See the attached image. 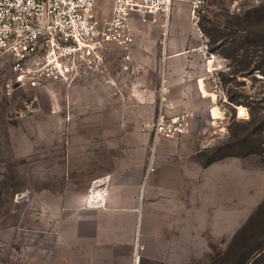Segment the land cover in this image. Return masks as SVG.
Wrapping results in <instances>:
<instances>
[{"label":"crops","instance_id":"1","mask_svg":"<svg viewBox=\"0 0 264 264\" xmlns=\"http://www.w3.org/2000/svg\"><path fill=\"white\" fill-rule=\"evenodd\" d=\"M190 2L173 1L167 27L163 23L158 26L133 23L134 31L145 35L135 36L131 57L132 53L137 55L148 66L153 58H159L157 37L151 34L157 33L160 40L165 30L168 38L164 41V79L169 93L164 110L168 114L194 115L187 136L157 144L153 152L154 171H149L151 159L147 165L148 154L152 152V130L147 129L151 119L140 113V106L136 107L135 94L137 90L138 101L152 91L156 96L158 74L155 82L150 83L148 75H153L152 70L144 72L138 87L132 79L124 106L123 100L103 82L115 81L117 71L111 68L93 93L87 83L80 88H71L73 83L50 85L48 93L54 110L64 105L67 93L73 104L85 111L94 108L96 113L70 116V122L65 116H47L54 126L46 142L37 149V169L56 174L54 181L51 175L41 178L31 197L58 205L53 211L47 207L31 212V231L48 240L44 249L38 248L44 257L42 264H135L136 255L140 264H198L200 249L213 251L216 238L220 240L219 249L228 253L222 259L223 264L230 261L231 236L237 230L232 231L229 220L223 218L222 230L215 231L213 206L210 217L206 213L200 217L199 203L204 200L196 187L198 164L193 169L182 154L179 156L182 146H189L198 134L205 133L199 129L203 115L216 125L214 128L225 119L222 108L206 100L213 95L206 91V79L200 78L197 66L206 60L194 51L205 40L191 24ZM185 3L189 17L182 19ZM152 42L156 44L155 50ZM103 54L106 55L104 51ZM79 95L84 98L74 100ZM144 105L142 111L146 109ZM216 111L220 112V118ZM218 132L222 133L217 130L209 135ZM189 167L196 172L184 174ZM59 171L62 174L57 177ZM119 171L125 173L116 177L111 173ZM97 181L104 182L103 188L106 186L101 207L87 204L89 189ZM206 208L210 209L208 205ZM219 221L217 217V225ZM201 235H208L210 241L206 239L200 244Z\"/></svg>","mask_w":264,"mask_h":264},{"label":"rangeland","instance_id":"2","mask_svg":"<svg viewBox=\"0 0 264 264\" xmlns=\"http://www.w3.org/2000/svg\"><path fill=\"white\" fill-rule=\"evenodd\" d=\"M262 4L264 0H206L199 27L214 54L213 67L218 76L212 77L204 70V60L197 66L200 68V78L206 79V91L216 96L215 101L210 97L206 99L207 102H215L221 107L225 119L219 127L214 128L216 125L203 115L199 129L205 133L198 134L189 146H182L179 153L193 169L195 163L198 164L199 179L196 187L200 199L204 200L199 203L200 217L204 213L210 217L213 206L215 231L222 230L220 223L223 218L229 220L232 231L237 230L231 236L230 261L225 260V264L241 263L247 251L252 252L248 264H264V52H259L264 47L258 44L261 32H264V23L258 24L254 19V25L246 27L249 28L248 32L244 29L248 24L243 20ZM102 5L105 6V1H102ZM108 12V9L104 10V18ZM188 17L189 7L185 3L182 19ZM138 34L145 35L135 29V36ZM151 35L157 37L159 58H153L150 66L132 53L129 69L124 70L123 52L113 45L103 49L106 53L103 54L105 63L117 71L114 82H103L123 100V106L127 86L132 79L135 87H138L144 72L152 70L153 75H148L150 83L155 82L158 74L159 90L156 96L152 91L150 96L144 100L140 97L141 101H138L137 90L135 94L136 107L140 106V113L151 119L147 125L150 132L160 107V87L165 70L164 41L168 38L164 29L160 40L157 33ZM215 40L221 41L214 44ZM155 45L151 43L152 50H155ZM106 77L87 71L73 82L71 88H80L87 83L93 93L102 82L101 78ZM15 86L11 60L8 55L0 52V264H42L44 257L38 248L44 249L48 240L31 231V212L47 210V207L53 211L54 206L58 205L56 202H41L39 198L31 197V191L34 186L37 189L41 178L51 175L54 181L56 174L55 171L37 169V149L41 143L46 142L48 132H52L54 126L47 116H65L70 122V116H79L81 113L94 115L96 111L94 108H87L86 111L83 107L79 108L78 104L71 102L73 99L67 93L64 105L54 110L48 93L50 86L35 90L15 89ZM33 98L37 99L35 112L25 116V102ZM83 98L79 95L74 100ZM143 104L145 111H142ZM217 130L222 133L209 135ZM151 156L152 152L148 154L147 165ZM190 168L184 169V174L187 171L196 172ZM111 173L121 176L125 172ZM61 174V171L57 172V177ZM207 205L210 209L206 208ZM217 217L220 219L219 225ZM240 235L243 236L242 240H239ZM206 239L210 241L208 235H201L200 244H204ZM218 242L220 240L216 238L212 245L213 251L200 249L198 264H223L222 259L228 253L219 249Z\"/></svg>","mask_w":264,"mask_h":264},{"label":"built area","instance_id":"3","mask_svg":"<svg viewBox=\"0 0 264 264\" xmlns=\"http://www.w3.org/2000/svg\"><path fill=\"white\" fill-rule=\"evenodd\" d=\"M105 1V6L102 5ZM174 0H0V52L9 56L15 74V89H44L63 82L71 85L87 71L108 76L103 49L116 45L124 52V70L132 61L135 43L134 22L168 25ZM206 0H191L190 20L199 27ZM108 9V16L103 12ZM206 60L207 73L217 77L214 54L204 41L194 49ZM212 66L210 69L209 66ZM166 81L160 87V107L152 126L150 172L154 171L153 152L161 141L179 140L192 129L193 113L168 114L164 110L168 96ZM33 98L25 102L24 115L35 112ZM94 182L87 195V204L104 205L97 196ZM105 195L106 188L100 190ZM95 197L94 199H91ZM135 264H140L136 255Z\"/></svg>","mask_w":264,"mask_h":264},{"label":"trees","instance_id":"4","mask_svg":"<svg viewBox=\"0 0 264 264\" xmlns=\"http://www.w3.org/2000/svg\"><path fill=\"white\" fill-rule=\"evenodd\" d=\"M254 19H255V22H257L258 24L262 25L264 23V4H262L259 8L255 9L253 12H249L245 16V19H243V20L245 21L246 24H248L244 28L245 31L248 30V32H249V28H246V27L253 26L254 25ZM261 33H262V35L259 37L260 41L258 42V44H260L259 45L260 47H264V44H263L264 43V32H261ZM258 36H259V34H258ZM219 41H221V40H219ZM219 41L215 40L214 44L219 43ZM247 46H250V45H247ZM259 52H264V50H260ZM245 254H246L245 258L239 264H248V262H249V260L251 258L250 255L252 254V252L247 251Z\"/></svg>","mask_w":264,"mask_h":264},{"label":"bare ground","instance_id":"5","mask_svg":"<svg viewBox=\"0 0 264 264\" xmlns=\"http://www.w3.org/2000/svg\"><path fill=\"white\" fill-rule=\"evenodd\" d=\"M209 68L211 69L212 66L210 65ZM213 96H214L215 99H216V96H215V95H213ZM213 96H212V97H213ZM216 115L219 116V118H220V112H219V111H216ZM103 186H104V182H100V181H99V184L97 185V196H98V197H102V198H104V196L101 195V192H100V190L103 188ZM94 198H95V197H92L91 199H94ZM103 200H104V199H103Z\"/></svg>","mask_w":264,"mask_h":264}]
</instances>
